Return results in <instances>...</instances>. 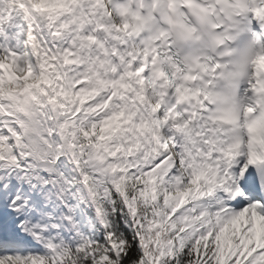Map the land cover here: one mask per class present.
<instances>
[{
	"label": "snow or ice",
	"instance_id": "1",
	"mask_svg": "<svg viewBox=\"0 0 264 264\" xmlns=\"http://www.w3.org/2000/svg\"><path fill=\"white\" fill-rule=\"evenodd\" d=\"M0 264H264V0H0Z\"/></svg>",
	"mask_w": 264,
	"mask_h": 264
}]
</instances>
